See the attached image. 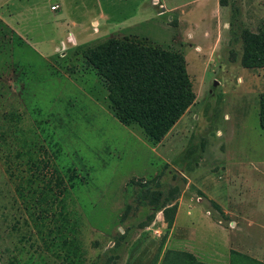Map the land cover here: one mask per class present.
<instances>
[{
  "label": "rangeland",
  "instance_id": "1",
  "mask_svg": "<svg viewBox=\"0 0 264 264\" xmlns=\"http://www.w3.org/2000/svg\"><path fill=\"white\" fill-rule=\"evenodd\" d=\"M113 4L95 28L91 0L0 3V264H264V0ZM122 37L185 61L194 101L157 144L82 58Z\"/></svg>",
  "mask_w": 264,
  "mask_h": 264
},
{
  "label": "trees",
  "instance_id": "2",
  "mask_svg": "<svg viewBox=\"0 0 264 264\" xmlns=\"http://www.w3.org/2000/svg\"><path fill=\"white\" fill-rule=\"evenodd\" d=\"M264 64V39L257 42ZM263 48V49H262ZM107 91L108 107L123 125L159 143L194 101L182 55L129 37L110 38L82 52ZM264 131V96L259 109Z\"/></svg>",
  "mask_w": 264,
  "mask_h": 264
},
{
  "label": "crops",
  "instance_id": "3",
  "mask_svg": "<svg viewBox=\"0 0 264 264\" xmlns=\"http://www.w3.org/2000/svg\"><path fill=\"white\" fill-rule=\"evenodd\" d=\"M4 1H8V0H0V3H4ZM25 1H29V2H35V0H25ZM68 0H49V2L51 3V6H55L57 5L58 6V9H59V6L61 5H64L67 3ZM89 1V0H87ZM93 3H94V7L98 10V11H94L93 14L88 12V19L86 20L89 21L91 20V24L92 25H95V28H97V26L99 25V21L100 22H108V23H119V22H116L114 21L113 17L111 16V14L113 12L116 11V8H115V5L116 4H113L114 1L116 0H110V2H112V5L114 6L113 10L111 8L108 7V9H103L102 8V3L101 1L102 0H91ZM84 2H86V0H84ZM50 6V8H51ZM55 10V11H59V10ZM51 10V9H50ZM52 11V10H51ZM62 17H64V14L61 15ZM143 16V15H142ZM143 20L142 17H139L138 19H131L129 20V23L131 22H137L139 20ZM73 22H78L77 20H66L64 21L63 23L60 22L59 24H57V27H58V33H62L63 29L66 27V28H69L71 32V35H74L73 33L74 32H78V30H80L81 28H75L74 25L72 26ZM74 28L76 29L74 31ZM79 38V37H78ZM76 42H77V38L75 39ZM55 43H59V45H54ZM37 46V48L43 52V54L45 55H50L53 53V51L55 50H60L62 49L63 47L66 48V44L64 42V38L62 36L58 37L56 36L55 39H48L46 41H40V42H36V44H34ZM59 46V47H58Z\"/></svg>",
  "mask_w": 264,
  "mask_h": 264
},
{
  "label": "built area",
  "instance_id": "4",
  "mask_svg": "<svg viewBox=\"0 0 264 264\" xmlns=\"http://www.w3.org/2000/svg\"><path fill=\"white\" fill-rule=\"evenodd\" d=\"M52 11H55V10H57L58 9V6L57 5H55V6H51V8H50Z\"/></svg>",
  "mask_w": 264,
  "mask_h": 264
}]
</instances>
